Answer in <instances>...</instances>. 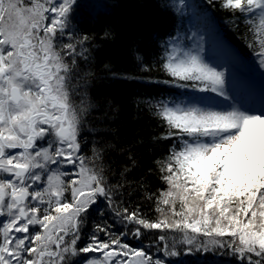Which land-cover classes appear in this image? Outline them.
Masks as SVG:
<instances>
[{"label":"snow or ice","instance_id":"1","mask_svg":"<svg viewBox=\"0 0 264 264\" xmlns=\"http://www.w3.org/2000/svg\"><path fill=\"white\" fill-rule=\"evenodd\" d=\"M217 2L245 25L264 68V0ZM76 4L0 0V264H165L127 242L153 230L165 256L178 255L168 242L178 233L189 252L223 249L234 264H264V109L231 103L225 73L201 48L183 45L190 37L170 36L155 65L137 56L145 76L156 67L165 77L157 82L225 102L208 95L138 102L161 129L153 139L172 141L155 162L166 187L149 191L136 181L154 206L150 218L125 200L138 165L131 147L120 149L127 162L119 167L108 159L112 144L94 140L85 153L84 135L97 129L89 127L93 74L80 61L88 63L94 37L72 25ZM102 39L114 34L105 30ZM93 215L99 219L85 235Z\"/></svg>","mask_w":264,"mask_h":264},{"label":"trees","instance_id":"2","mask_svg":"<svg viewBox=\"0 0 264 264\" xmlns=\"http://www.w3.org/2000/svg\"><path fill=\"white\" fill-rule=\"evenodd\" d=\"M189 1L241 59L253 56L245 39V25L222 11L217 0L211 3L209 0ZM71 23L80 35L94 37L88 45L91 51L88 63L80 61L81 70H90L93 74L88 85L89 100L93 104L90 117L93 124L89 127L97 129L95 133H85V153L91 155L94 140L112 144L115 150H109L108 159L115 160V167H119L127 162V152L121 153L120 149L131 147L138 165L128 176L133 182L132 195H126L125 200L132 205L139 204L144 213L154 219V206L143 200V189L137 187L136 181L142 179L149 191L166 187L159 179L155 162L167 156L172 141L153 139L161 129L138 102L150 97L180 100L192 91L172 89L157 82L165 77L156 67L145 76L137 68L136 57L155 65L162 54L163 43L188 28V12L180 0H80L74 7ZM105 30L111 31L114 39L105 42L102 39ZM112 73L121 78H114ZM98 219L96 215L89 219L86 225L89 231L85 235ZM115 228L120 229L121 225L117 223ZM158 233L159 230L146 233L147 238L142 241L129 236L127 242L149 248L153 256L163 259L165 264H234L232 256L223 249L189 252L187 245L181 243L174 249L178 255L165 256L163 243L156 239ZM171 238L175 239L172 233L169 241Z\"/></svg>","mask_w":264,"mask_h":264},{"label":"rangeland","instance_id":"3","mask_svg":"<svg viewBox=\"0 0 264 264\" xmlns=\"http://www.w3.org/2000/svg\"><path fill=\"white\" fill-rule=\"evenodd\" d=\"M181 5L188 12L189 26L183 33H177L175 36L190 37L191 39H183V45L201 48L204 59L225 73L226 90L230 94L231 103L243 104L255 111L264 109V68L259 66L256 57L253 55L245 61L239 60L233 48L216 34L212 23H207L206 19L192 8L189 0H183ZM202 95H208L218 105L224 106L222 98L215 97L214 94L191 92L180 100ZM172 236L175 239L171 238L169 242L177 246L182 236L178 233H172Z\"/></svg>","mask_w":264,"mask_h":264},{"label":"water","instance_id":"4","mask_svg":"<svg viewBox=\"0 0 264 264\" xmlns=\"http://www.w3.org/2000/svg\"><path fill=\"white\" fill-rule=\"evenodd\" d=\"M77 1H80V0H77Z\"/></svg>","mask_w":264,"mask_h":264}]
</instances>
